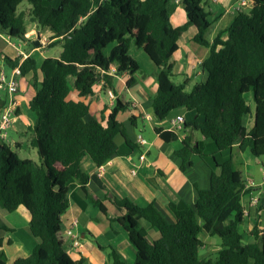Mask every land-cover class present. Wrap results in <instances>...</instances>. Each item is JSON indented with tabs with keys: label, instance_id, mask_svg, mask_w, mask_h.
<instances>
[{
	"label": "trees",
	"instance_id": "16d2710c",
	"mask_svg": "<svg viewBox=\"0 0 264 264\" xmlns=\"http://www.w3.org/2000/svg\"><path fill=\"white\" fill-rule=\"evenodd\" d=\"M25 2L30 6L28 12H19ZM176 9L175 0H0L1 34L33 46L26 38L29 18L39 29L49 31L51 48L62 47L58 58H46L40 66L31 57H2L6 67H20V77H30L35 95L29 107L35 124L29 146L39 155L38 162L21 159L8 144H0V208L11 213L23 206L31 216L30 232L39 240L29 257L14 264H83L69 256L59 236L62 215L69 208L68 186L75 181L85 190L90 181L78 151L100 168L119 154L118 137L129 150L136 145L118 121L130 103L117 99L107 118L88 120L89 105L70 95L74 89L80 98L91 97L100 83L114 92L109 75L112 66L118 76L129 74L126 86H134L140 65L130 54L132 43L157 67L154 117L163 121L185 109L191 117L183 130L200 133L217 149L215 155H205L191 135L183 139L182 149L175 153L181 171L193 166V156L201 157L213 171L209 189L196 186L194 205H170L175 222L154 204L143 208L127 199H109L126 212L117 221L136 249L134 264H264V230L260 233L257 226L252 230L253 242H247L240 232L245 217L242 174L232 157L222 163L216 159L235 146L241 152L249 148L257 159L264 157V0H253L248 13L238 12L213 42L206 37L212 23L205 0H189L187 22L179 27L171 22ZM191 26L197 30L193 41L208 48L210 56L201 65L207 80L188 92V80L173 81L172 58ZM224 34L225 41L221 39ZM248 93L256 104L255 126L250 132L243 124L250 114L244 100ZM155 133L167 144L180 138L176 131L157 128ZM91 202L107 213L101 201ZM147 226L158 230L159 239L148 240ZM202 233L221 240L214 261L201 257ZM6 263L1 253L0 264ZM108 264L126 263L109 248Z\"/></svg>",
	"mask_w": 264,
	"mask_h": 264
},
{
	"label": "crops",
	"instance_id": "0c3cea01",
	"mask_svg": "<svg viewBox=\"0 0 264 264\" xmlns=\"http://www.w3.org/2000/svg\"><path fill=\"white\" fill-rule=\"evenodd\" d=\"M205 1L211 12L209 16V21L212 23L211 27L214 24L218 27L216 36L230 25L226 24L227 26L224 25L220 28V25L228 17H230L231 23L238 12L248 13L253 2V0ZM242 2H246V5L242 6ZM175 3L177 9L171 18V22L174 27H179L187 22L185 7L189 0H175ZM35 32V30H31L30 34L32 35L27 37L32 42H34L33 34ZM44 32L49 37L51 36L49 31L45 30ZM196 33V28L191 26L183 34L178 42L179 50L172 58L175 63L174 74L181 76L183 82L189 81L186 90H191L195 84L205 82L208 77L201 65L210 56V50L203 46L206 50L192 45ZM221 39L225 41L227 35L224 34ZM183 41L185 46H183ZM24 46L27 48L25 49ZM42 48L38 42H34L33 46L27 42L16 44L0 33V69L3 70L2 66L6 67L2 60L3 56L12 59L22 58V60L25 57H31L40 66L46 58H49L45 51H41ZM111 48L107 49L106 53ZM191 48L198 49L199 53L192 52ZM61 52H58L55 58H58ZM112 67L116 69V67ZM6 68L7 73H11L12 69ZM152 70V75L141 81L134 77L137 82L130 88L126 86L130 78L129 74L111 75L114 92L100 83L95 86L93 96L80 98L77 91L72 89L70 99L83 101L89 105L88 120H100L102 115L107 118L117 99L123 103H130L129 110L119 113L118 121L125 126L133 145H136L133 150H129L123 139L122 141L116 140L120 150L119 154L113 156L107 164L100 168L89 156L84 155L81 150L78 151L83 170L89 175L90 181L85 190L75 181L68 186L69 208L61 218L63 231L68 230L74 221L77 222L73 231L80 240V247L73 248L72 240L65 235H63L64 240L62 241L64 249L75 261L82 260L83 264H108L109 248H112L126 264L135 263L136 249L129 241L122 225L117 221L126 212L124 209L113 205L109 199H127L143 208L154 204L170 222H175V216L170 209L171 204L194 205L198 199L196 186L200 190L210 188L213 169L201 157L193 156L191 158L193 166L182 172L180 169L181 160L175 153L182 149L183 139L187 135H191L194 142L201 145L205 155L211 156L217 153L214 143L206 140L198 132L184 131L183 128L178 131L179 140L169 144L160 140L155 133L157 128L165 131H176L173 122L178 117H182L184 122L188 121L191 114L185 109H180L163 121L154 117L152 104L158 89L157 67H152ZM29 79L30 77H19L20 88L15 97L17 117L8 130L10 132L8 145L17 152L21 159H30L27 156L36 154L37 160L34 161L38 162V152L29 146L32 137L31 129L35 124V115L29 107V102L34 97L35 91L31 87ZM123 93H126L129 99H122ZM244 100L250 108V114L243 118V124L250 132L255 126L256 104L252 93L244 95ZM9 103L10 98L5 93H0V106L7 107ZM139 120L143 124L148 123L150 125L152 133L148 134V138L143 136L147 131L146 128L144 130L139 129V133H136ZM143 131L145 132L143 133ZM139 138L146 141L144 146L137 143ZM238 147L235 146L231 152L217 155L216 159L218 163H222L232 157L236 169L242 174L245 185L242 198L245 217L240 232L247 242H253L252 230L256 226L260 233L264 230V158L257 159L249 148L241 152ZM22 154L24 156L21 157ZM141 156H145V159L141 160ZM208 160L210 161V159ZM215 172L219 173L218 170ZM91 199L101 201L107 213H102L98 207L93 205ZM30 222L31 216L23 206L11 213L4 212L0 208V229L4 227L8 229L0 231V239L2 240L0 255L5 253L6 264H14L18 259L29 257L39 243V240L33 237L30 232ZM147 237L149 241L153 242L159 239L160 235L157 229L147 226Z\"/></svg>",
	"mask_w": 264,
	"mask_h": 264
},
{
	"label": "rangeland",
	"instance_id": "374dc122",
	"mask_svg": "<svg viewBox=\"0 0 264 264\" xmlns=\"http://www.w3.org/2000/svg\"><path fill=\"white\" fill-rule=\"evenodd\" d=\"M29 4L28 3H23L20 8H19V12H22V11H26L28 12L29 10ZM228 24H230V17H228L226 19V21L224 23H222V25H220V28H222V26H227ZM35 24H32L30 21H29V18H27L26 20V28H27V32L28 34L26 35V38L27 37H30L32 34H30L31 30H35L36 32L33 34V37H34V42H38L39 43V46L43 47L41 51H45V54L49 57H52V58H55L56 55H58V52H61L62 50V47L61 46H57V47H53L51 48V40H50V37L47 35L46 32H44L43 30L39 29L37 26H35ZM218 30V27L216 24H214L211 29L208 31L206 37H207V40L209 41H213L216 37V31ZM28 39V38H27ZM44 40L45 42L44 43H41V41ZM14 43L18 44L19 42L17 40H13ZM185 42L183 41V46H185L184 44ZM191 44V43H190ZM192 45H194L195 47H200L202 49H205L203 48L202 46L192 42ZM112 47V46H110ZM109 47V48H110ZM187 47H188V44H187ZM24 48L26 49L27 47L24 46ZM108 48V49H109ZM197 49V48H196ZM192 52L198 54L199 53V50H194L193 48H191ZM206 50V49H205ZM130 54L131 56L139 63L140 65V71L137 72L134 77L139 81L143 80L144 78H147V77H150L153 72L152 70V67H155L154 63L151 62L150 58L144 53V51L140 48H138L137 46H135L133 43L130 47ZM3 67V71H5L7 73V68L2 66ZM2 69H0L1 71ZM9 74V73H7ZM129 78V77H128ZM173 81L176 83V84H179V83H182L183 82V78L181 76H177L175 75L173 77ZM199 82V81H197ZM188 92L190 91L189 89L187 90ZM250 94V93H248ZM122 99L123 98H127L129 99V96L126 94V93H123V96L121 97ZM123 119V118H122ZM144 128L147 129V131H143L144 133V137L145 138H148V134L152 133L151 131V127L148 123H142L141 120L138 121V127L136 129V133H139V129L141 130H144ZM10 134V132L8 131V135ZM10 141V139H9ZM117 141H122V138L121 137H118L117 138ZM35 153H37L35 151ZM24 156L23 154L21 155V157ZM27 158H30L31 160H37V155L36 154H32L30 155L29 157L27 156ZM264 158V157H263ZM2 209V208H1ZM3 210V209H2ZM4 212H7L5 210H3ZM9 213V212H7ZM201 239L203 240L204 242V247L201 249V257L203 259H206V260H216L217 259V255H218V252L220 250V244H221V240L219 237H211L205 233H202L201 234Z\"/></svg>",
	"mask_w": 264,
	"mask_h": 264
},
{
	"label": "built area",
	"instance_id": "2783aa9c",
	"mask_svg": "<svg viewBox=\"0 0 264 264\" xmlns=\"http://www.w3.org/2000/svg\"><path fill=\"white\" fill-rule=\"evenodd\" d=\"M246 2H242V6H245ZM45 41L42 40L41 43H44ZM24 57V56H23ZM27 59V57L23 58V60ZM116 73V69H113L111 67V70L109 72V75H114ZM21 76L20 67H16L15 69L11 70V73L7 74L5 71H0V93H5L10 98V103L7 107L0 106V144L6 143L9 144L8 140V130L11 128L16 115V102L15 97L19 92V77ZM183 118L178 117L174 122L173 126L176 129V132L180 131L183 127ZM137 143L140 146H144L146 144V141L142 138H139L137 140ZM10 146V145H9ZM141 160L145 159V156L140 157ZM133 174L135 172L133 171ZM77 225V222L74 221L72 223V226L66 230L63 231L61 229L59 236L60 239L63 241L64 236H67L69 239L72 240L73 248H79L80 247V240L78 236L74 233L73 229Z\"/></svg>",
	"mask_w": 264,
	"mask_h": 264
},
{
	"label": "water",
	"instance_id": "95a60500",
	"mask_svg": "<svg viewBox=\"0 0 264 264\" xmlns=\"http://www.w3.org/2000/svg\"><path fill=\"white\" fill-rule=\"evenodd\" d=\"M22 43V42H21Z\"/></svg>",
	"mask_w": 264,
	"mask_h": 264
}]
</instances>
